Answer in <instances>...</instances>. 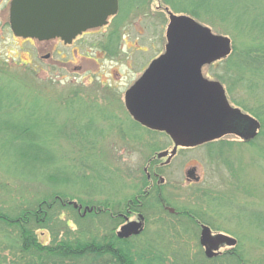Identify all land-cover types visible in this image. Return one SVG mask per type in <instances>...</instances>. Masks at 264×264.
<instances>
[{
  "label": "rangeland",
  "instance_id": "1",
  "mask_svg": "<svg viewBox=\"0 0 264 264\" xmlns=\"http://www.w3.org/2000/svg\"><path fill=\"white\" fill-rule=\"evenodd\" d=\"M10 1L0 0V67L7 68L6 72H0V85L3 86L0 88L3 94V100H0V205L10 208L37 197L58 194L67 200L81 199L86 202L97 201L101 197L110 198L107 194L110 185L104 187L96 183V176L87 179L96 174L91 166L85 164L89 162L97 163L100 173L104 177L108 173L112 182L122 179L121 184L116 186L121 188L118 199L129 201L139 191L148 193L149 183L146 186L142 184L146 175L144 168L150 158L162 147L165 148L166 138L161 134H149L130 120H116L114 114L117 109L112 104L116 103L114 99L109 105H99L82 96L103 97L106 85L102 83L118 81L117 73L124 72L125 83L133 75H139V64L146 59V54L136 49L149 47L154 41L156 47L164 43L165 26L169 22V16L164 11L167 6L162 0H141L127 10L129 0H121L122 11L117 18L123 20L122 31H128L134 39L129 44L135 48L136 67L133 70L126 68L122 62L102 60L98 65L90 62L85 70L75 71L64 63L56 62L66 60L49 48L55 42L32 43L13 37L9 27ZM247 2L241 0L235 6ZM260 19L264 20V15ZM198 23L208 27L215 35H227L232 43L230 53L206 67L204 72L213 74L216 77L213 79H217V74L228 76L229 83L224 82V86L231 93L230 99L254 104L244 89L248 81H233L230 76L236 73L233 75L236 79L240 72L246 80L250 78L246 68L238 71L230 66L237 44L232 35L225 30L217 31L204 22ZM90 36L96 39L98 35ZM90 52L94 57L96 51ZM48 53L50 58L46 57ZM258 84L260 89L257 94L264 99L263 83ZM112 87H115L114 84ZM119 87L126 86L119 84ZM16 135L22 140H15ZM90 141L94 145H89ZM192 153L188 161L196 165L197 174L202 177L200 185H188L186 171L172 164L162 169L166 182L154 194L175 208L196 209L205 216L214 232L228 234L239 241L247 264H264V151L257 143L241 141L231 135L225 142L216 144L214 149L204 147ZM105 166L121 174L108 169L106 173ZM57 171L62 173L60 183L66 180V174L77 184L59 185L55 177ZM81 176L87 178L82 179ZM49 178L51 184L46 182ZM90 183H96V188L100 185L101 191L90 188ZM199 194L210 195V201L196 198ZM214 198L221 201L213 202ZM255 213L262 214L260 221L254 218ZM157 216L152 218L156 220ZM187 243L183 253L187 251L189 258L185 264H198L197 243L194 238ZM177 246L176 249L181 248ZM227 250L231 249H221L222 252ZM4 262L0 259L1 264Z\"/></svg>",
  "mask_w": 264,
  "mask_h": 264
},
{
  "label": "trees",
  "instance_id": "2",
  "mask_svg": "<svg viewBox=\"0 0 264 264\" xmlns=\"http://www.w3.org/2000/svg\"><path fill=\"white\" fill-rule=\"evenodd\" d=\"M134 1L136 0H129L128 9ZM240 1L162 0L174 13L188 15L197 22H204L217 31L225 30L232 35L237 44L230 66L238 71L246 68L250 78L246 80L240 72L236 79L233 76L236 73L230 76L233 81H248L244 89L254 104L247 101L241 103L236 98L232 100L260 121V138L253 144L257 143L264 151V99L257 94L260 89L258 83H263L264 86V20L260 19L264 15V0H248L245 4L235 6ZM2 67L0 72H6V66ZM217 78L229 83L228 76L217 74ZM0 88L3 86L0 85ZM75 95L77 98V94ZM2 98L0 91V100ZM132 123L141 128L137 122ZM14 138L22 140L21 136L16 135ZM90 143L94 145V142L90 141L89 145ZM85 164L91 166L96 174L88 178L81 176L82 179H93L96 176V183L103 182V185L106 183L111 187L121 184L122 179L112 182L106 171L108 169L121 174L117 170H110L105 166L107 174L104 177L97 169V163ZM61 176L62 173L57 171L55 177L59 185L77 184L75 179L72 180L66 174V180L60 183ZM46 182L51 184L50 178ZM96 183H90V188L101 191V184L96 188ZM148 183L145 175L142 184L146 186ZM160 189L162 186H155L145 196L135 195L129 201H121L110 194V198L101 197L97 201L78 199L83 205L81 211L61 194L37 197L10 208L0 205V254L7 253L0 256V259H4L3 264H7V261L9 264H185L189 257L188 252L183 253V250H186L187 242L194 238L198 247V264H247L246 254L240 243L212 259L207 258L199 243L200 230L195 221L196 218L207 223L205 216L192 208H177L180 212L177 216L170 214L163 207L164 199L154 194ZM127 209L143 213L148 224L155 219L152 216L158 215L154 220L156 227L152 230L147 227L141 235L128 239L118 237L117 231L124 222L119 214ZM261 215L255 213L254 218L260 221ZM177 245L181 248L176 249Z\"/></svg>",
  "mask_w": 264,
  "mask_h": 264
},
{
  "label": "flooded vegetation",
  "instance_id": "3",
  "mask_svg": "<svg viewBox=\"0 0 264 264\" xmlns=\"http://www.w3.org/2000/svg\"><path fill=\"white\" fill-rule=\"evenodd\" d=\"M138 2L142 1L132 2L131 7ZM120 5L121 0H119L118 13L110 16L106 25L86 30L70 42H66L62 38L40 41L35 38L16 36L14 33L13 37L22 38L32 43L50 44L55 42L49 48L66 60H57L56 62L64 63L75 71L85 70L86 64L90 62L98 65V62L102 60L108 63L122 62L126 68L133 70L136 67L135 48L129 44L134 39L131 38L128 31H122V27H120L123 21L121 18H117L121 12ZM165 12L169 16L168 11ZM114 18L116 19L113 20ZM184 21L178 19L171 24L169 18V22L165 26L163 44L156 47L154 41L149 47L142 46L136 49V51L146 54V59L139 64L138 76L133 75L131 80L125 83L123 81L124 72L117 73L118 81L113 80L114 83L111 82V84L107 81L102 83L104 86L106 85L103 88V97L86 96V100L99 105H109L112 102L111 99H114L116 103L112 102V104L117 109L114 114L116 120L137 122L147 133L161 134L166 138L165 148L162 147L154 157L150 158L148 165L144 168V173L149 180L147 191L166 182L165 176L162 175V169L168 168L172 164H175L177 168L182 167L186 171L185 179L188 181V185L199 186L202 177L197 174L196 165L192 161H188L192 152L204 147L214 149L216 144L225 142L231 135L241 141L253 143L258 139V134L261 131L260 121L249 116L242 106L230 99L231 93L224 86V82L218 78L213 79L215 77L213 74L204 72L206 67L224 58L220 54L226 48V42L217 39L215 34L200 27L197 23H184ZM94 34L98 35L96 39L90 36ZM158 42L161 43V40ZM91 50L96 51L94 57L90 54ZM205 50L209 51V55L201 71L206 80L202 84L190 81V70L201 52ZM46 57L50 58L51 54L48 53ZM134 73L135 71H133ZM108 79L110 80L111 77ZM212 81H219L222 88L211 83ZM113 84L115 87H112ZM119 84H125L126 87L120 88ZM128 104L135 110L144 109L149 112L145 116L146 120L163 117L165 119L162 124L164 128L159 129L142 124L131 114ZM159 153H164V155L159 156ZM197 197L210 201V195L199 194ZM212 201L220 202L221 200L214 198ZM135 219H137L136 216L130 215L128 220ZM195 221L200 231L204 224L209 225L208 222L205 223L200 219L195 218ZM224 248L230 249L231 247L224 244L219 252Z\"/></svg>",
  "mask_w": 264,
  "mask_h": 264
},
{
  "label": "water",
  "instance_id": "4",
  "mask_svg": "<svg viewBox=\"0 0 264 264\" xmlns=\"http://www.w3.org/2000/svg\"><path fill=\"white\" fill-rule=\"evenodd\" d=\"M119 11V0H11L9 22L13 33L24 38H35L40 41L53 38H62L66 42L72 41L82 32L104 26L108 23L110 16L116 15ZM171 24L182 19L186 22L196 23L195 20L187 15L170 14ZM200 26V25H199ZM201 27V26H200ZM226 42V48L220 54L221 57L227 56L231 51V41L229 38L217 37ZM209 51L201 52L198 59L191 68L190 81L204 83L202 66L206 63ZM211 83L219 85L218 81ZM131 114L142 124L154 128L163 129L165 122L163 117L154 120H146L145 116L149 112L135 110L131 107ZM164 153H159L163 156ZM174 212V208H169ZM140 219H144L140 216ZM144 229L143 221H127L118 231V237L129 238L138 235ZM200 243L205 248V255L212 258L218 255V250L224 244L231 247L237 244V240L227 234H213L208 225H203L200 235Z\"/></svg>",
  "mask_w": 264,
  "mask_h": 264
},
{
  "label": "bare ground",
  "instance_id": "5",
  "mask_svg": "<svg viewBox=\"0 0 264 264\" xmlns=\"http://www.w3.org/2000/svg\"><path fill=\"white\" fill-rule=\"evenodd\" d=\"M23 58L26 59V57H23ZM102 184H103V182H102ZM106 185L107 184H105L103 186L105 187ZM163 185L164 184H161L160 186H163ZM120 190H121V188H116V187H111L110 186L109 189L107 190V194H110V195H113V196H117V195L120 194ZM145 194H146L145 191L144 192L143 191H139V193L137 195H139L141 197V196H145ZM196 198L200 199L201 197H196ZM70 203H73L74 207L78 208L79 211H81L82 208H83V205L80 204L77 199L76 200H71ZM129 204H131V203H129ZM163 207H164V209L167 212H169L172 215H176L177 216L180 213L179 210L177 209V207L175 208L174 206H171V205L167 204L166 202L163 203ZM169 208H174L175 211L174 212H170L169 211ZM130 212H133V216H136L137 217V219H135L134 221H143L144 222V229L141 231V233L138 234V235H133L131 237L141 235L142 233L145 232V230H146L147 227L150 228V229H151V227H154V228L156 227L155 224H154L155 223V221H154L155 219H152L151 221H149V224H148L147 221H146V217H145V215L143 213H140L139 211H131L130 209H127L126 212L119 214L122 218H124V222L129 219V216L130 215H132V214H129ZM140 216H143L144 219L141 220L140 219ZM124 222H123V224L121 226H123L125 224ZM204 225H206V224H204ZM131 237H129V238H131ZM123 239H128V238H123ZM238 242L239 241L237 240V245H238Z\"/></svg>",
  "mask_w": 264,
  "mask_h": 264
}]
</instances>
